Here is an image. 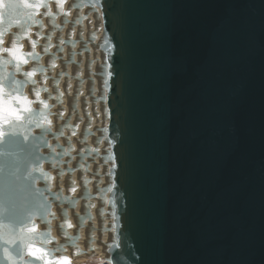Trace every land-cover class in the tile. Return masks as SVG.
Wrapping results in <instances>:
<instances>
[{
	"label": "water",
	"instance_id": "obj_1",
	"mask_svg": "<svg viewBox=\"0 0 264 264\" xmlns=\"http://www.w3.org/2000/svg\"><path fill=\"white\" fill-rule=\"evenodd\" d=\"M17 96L0 264H69L85 221L92 251L95 198L108 264H264V0H0V103Z\"/></svg>",
	"mask_w": 264,
	"mask_h": 264
},
{
	"label": "bare ground",
	"instance_id": "obj_2",
	"mask_svg": "<svg viewBox=\"0 0 264 264\" xmlns=\"http://www.w3.org/2000/svg\"><path fill=\"white\" fill-rule=\"evenodd\" d=\"M43 23H44V21H43ZM74 30L76 31V28H74ZM85 31H86V25L84 24L83 37L85 35ZM74 34H75V32H74ZM76 49L77 48L75 47L74 48V51H76ZM90 55H92V50H90ZM96 56L99 58V52H97ZM84 60H85V56L83 55L82 62H81V66H80L81 67V70H80L81 76L83 75V69L82 68H83V65H84ZM56 64H57V68H59V65H58L57 60H56ZM93 68H94V64L92 66V69ZM67 73H70V66L69 65L67 66ZM69 81H70V84H71V86L69 88V93H71V91H72V85L74 83V80L73 79H70ZM61 82H62V78H61V81L59 83V87L61 86ZM84 86H85V83L83 82L82 95L85 94ZM95 87H96V85L94 84V88ZM62 105L63 106L65 105V97L64 96H63V100H62ZM88 109H89V106H88ZM96 110L99 112V107L98 106H97ZM77 111H78L79 117L81 118L80 119V123L77 126V130H76L75 135L69 137L70 138L71 145L73 146L74 149L76 148V140L78 139V135H79L80 128H81V123L84 120V117L82 115V111L80 109L79 96L77 98ZM67 113H68V109L66 107L65 110H64V112H63V114H62V116H61V118H63L65 116V114H67ZM90 115H91V113H90ZM74 117H75V113H74V111H72L71 112V115H70L69 123H72ZM50 118L52 119V117H50ZM100 122H101V116H100V112H99L98 118H92L91 128L90 129H93L94 126H99L100 125ZM52 126L53 125H51V128H52ZM94 133H95V131H94ZM90 140H91L90 136L87 137V142L89 144H90ZM58 142L61 143V141H60L59 138H58ZM70 153L73 155V151H71ZM62 160H64V157L62 158ZM73 160H74V158H73ZM96 161H97V159H96ZM70 165H71V163H68V166H70ZM91 166H92V164H90L89 169H91ZM52 173H53V170H52ZM75 175H76V172H73L72 179L75 181V184L78 185V183L76 181ZM63 176L64 175H62L60 177V179L57 180L58 184L61 187L64 184V177ZM53 181H54V177H53ZM103 181H104V177H101V181H100L99 186L101 185V183H103ZM88 187H89V192H91L92 191V183H89L88 184ZM78 189H79V187L73 192V194L71 195L72 197L77 194ZM62 193H63V191H62ZM106 195H108V193ZM96 199L97 198L91 199V201L94 202V207L91 210V213L93 215V219H92V225H93V230H92V234H93L92 251H89L90 249H86L84 247V241H85V234H84V232H85V228L88 225L87 222L85 221L84 224H83V226L79 230L80 236H79L78 240L76 241V245L78 247V254L75 255V256H71L70 257L69 254H68L69 253V249L67 247H65V254L70 259L69 264H83L84 262H88V261H91L93 259H100V260H102L104 258V254L101 252L102 251V246L99 245V244H97V239H98V236H97V218L94 215V209L97 206V200ZM78 207H79V201L76 203V207L74 209V211L76 213H78ZM105 209H106V207H105ZM52 210H54V207H52ZM67 215H68V219H69V221L71 223V226L67 230V232H68L69 235H72L73 234V229H74L75 226H74L73 219L71 217V210L67 209ZM54 219L55 220H52L51 223H50L51 224V235L55 238V243L54 244L57 245L58 242H59V238L56 236L55 228H54V222L58 220L57 216ZM108 220L109 219L105 218V220H104L105 221V224H104L105 226H106V223L108 222ZM100 239H101L102 242H105L106 241V239H107V232L106 231H103L102 236H101ZM84 252L91 253L93 256L92 257H88V256H86L88 254L87 253L85 254Z\"/></svg>",
	"mask_w": 264,
	"mask_h": 264
},
{
	"label": "snow or ice",
	"instance_id": "obj_3",
	"mask_svg": "<svg viewBox=\"0 0 264 264\" xmlns=\"http://www.w3.org/2000/svg\"><path fill=\"white\" fill-rule=\"evenodd\" d=\"M99 2V0H97V3ZM27 6V4L25 5ZM77 7H79V5H77ZM27 76H31L32 72H28L26 73ZM105 83H107V81H105ZM16 103L23 105L22 108H17L13 105L12 101H3L2 103H0V125H7L9 128L13 127L15 122L20 121L21 120V112H31L32 109L30 107H28L27 105L29 104V102L21 97V96H17L15 98ZM19 133L17 132H5L3 130L2 127H0V140H2L5 135H17ZM27 136H24V139L27 140ZM107 159L111 160L112 157L108 156ZM24 179H28V177H25ZM74 190V189H72ZM109 191H111V189H109ZM30 231L35 232V228H31ZM29 256L35 257L37 260L42 259L43 258V253L41 251V249L39 248H29ZM61 260H66V258H61ZM46 264H51V262L46 261Z\"/></svg>",
	"mask_w": 264,
	"mask_h": 264
},
{
	"label": "rangeland",
	"instance_id": "obj_4",
	"mask_svg": "<svg viewBox=\"0 0 264 264\" xmlns=\"http://www.w3.org/2000/svg\"><path fill=\"white\" fill-rule=\"evenodd\" d=\"M98 261V262H97ZM96 262V263H95ZM83 264H108V263H105V261L103 260H100V259H93L91 261H88V262H84Z\"/></svg>",
	"mask_w": 264,
	"mask_h": 264
}]
</instances>
